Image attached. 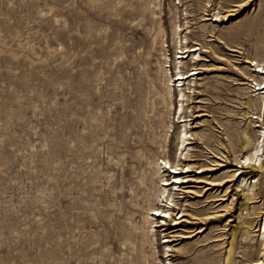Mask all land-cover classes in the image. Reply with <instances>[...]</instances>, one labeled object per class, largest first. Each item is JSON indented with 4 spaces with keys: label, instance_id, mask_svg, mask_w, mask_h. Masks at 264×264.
Instances as JSON below:
<instances>
[{
    "label": "rangeland",
    "instance_id": "obj_1",
    "mask_svg": "<svg viewBox=\"0 0 264 264\" xmlns=\"http://www.w3.org/2000/svg\"><path fill=\"white\" fill-rule=\"evenodd\" d=\"M186 45L202 56L186 59L198 75L179 119L163 69L175 73ZM254 62L264 65V0H0V264H226L232 240L229 264L264 261ZM184 120L194 168L152 231L149 177L160 184L161 158L189 163ZM258 143L247 200L239 161Z\"/></svg>",
    "mask_w": 264,
    "mask_h": 264
},
{
    "label": "bare ground",
    "instance_id": "obj_2",
    "mask_svg": "<svg viewBox=\"0 0 264 264\" xmlns=\"http://www.w3.org/2000/svg\"><path fill=\"white\" fill-rule=\"evenodd\" d=\"M180 32H181L180 26L179 25L175 26L173 29V36L181 44L183 41H182V38L180 36ZM179 39H180V41H179ZM184 39H185V42L188 40L187 35L184 36ZM176 44H178V43H176ZM179 48L183 49V51L180 53H177V54H181V55H177V57H176L177 61H175V63H174L175 64V67H174L175 73L172 74L173 71L171 72V69H172L171 67H170V69H163V70H164V78H165L164 82L166 85V89H165V93H164V100L166 102H171V100H173L172 97L175 96L173 94L175 91L173 92V88H172L173 85H171V83L172 82L176 83L177 84L176 86H178V91H177L176 96H178V99H179L178 100V102H179L178 113L180 114L179 119H181V118H184V111H185L184 101L186 100V102H187V99L189 98V95L186 93V90L187 89L191 90L190 85H191V83H193V80H191L190 78L198 75V73L194 72V70H193L194 73L190 74L191 70L189 72H185L183 70V68L185 69V66L187 67V65L189 64L188 62L190 59L188 60L187 58L192 56V58H191L192 61H194V60L198 61V60H200L202 55L200 54L199 58H196L195 55H196L197 51L196 50L193 51L192 47H188L187 45L184 48H182V46H180ZM165 58H167V57H165ZM186 59L188 60V62L186 61ZM255 66H257L256 72L263 75L262 82H256L255 83L257 90L261 91V90H264V65H260L259 62H256ZM167 67H168V65H167ZM175 77H177V78H175ZM194 80H197V77H195ZM186 83L188 85V88L185 90V88H183V87L186 85ZM258 94H261V93H258ZM257 99L258 100H256V101H254V99H252V100L254 102L259 103V106L262 110V108L264 107V92L261 95H259L257 97ZM255 119L257 120L258 118H255ZM182 122H184L183 129L179 130V133L177 134V139L179 141V146H180V148H178V150H179L180 156L184 157V161L185 160L189 161V163H187L184 166L183 165L181 166L180 163L182 161H180V163L177 164V162H175L176 164L172 165L171 162L167 159V157L161 158L162 159V160L160 159L161 161L156 162L157 169H155L156 172L154 175H155V177L158 176L157 178H159L160 184H158V185L155 184V180L153 179L154 176L151 174L153 178L152 177H149V178L152 179L150 181H152L153 185H155V188L154 189L152 188L153 189L152 195L149 196V198L147 199L149 201V203H148L149 204L148 205L149 214L147 216H149L151 218V220L147 217L146 223L149 224L150 229H152V231H155V227L157 226V225H155L156 224L155 220H158V218H156L155 216L159 215L160 216L159 219L161 220L162 223H167L168 220H164L165 217L170 218V219L173 218V213H174L173 209L175 207L178 208V205H179V203L177 202V200L175 199L174 196H175L176 192L181 190V188L183 187L182 185L185 182V178L188 177V176H183V174L190 172V170L192 168H194V166L192 165L193 163L191 164V162L189 160L190 159L189 156H191L190 153L192 150L190 147L191 146L190 140H191V136H193V133H191V130L190 131L187 130L188 129V121L184 120ZM242 136H243V141H242L243 145L245 147H248L251 143V139L249 136V124H247L245 126V128L242 130ZM261 143H262V141H261ZM261 143H258V145L254 144L255 147L253 146L254 148L252 149V151L250 150L251 153L249 152V155L247 154L248 156L246 155V157L243 160L239 161L240 164L243 163V166H242L243 170L244 169H252L254 171L255 170L259 171L260 169L263 168V157H262V153H261V151H262ZM166 148H167V145H166V147L162 146L163 151H161V152L166 154ZM185 169H187V172L184 171ZM243 170L239 171V173L237 174L238 175L237 177H239V185L238 186L243 188L242 190L244 192V199L251 200V199H253L254 190L256 188V183L258 182V179H257L256 175H254L252 173L250 174L251 170L250 171H247V170L243 171ZM167 171L169 172L170 176H173V177H171L172 182H169L170 180L166 178V175H164V174H167V173H164ZM203 173H204V171L201 172V174H203ZM200 178L201 177H197L195 181L201 183V181H199ZM193 180H192V182H195ZM150 181H147V183ZM187 181L189 182V180H187ZM241 193H242V191H241ZM241 206L239 207L240 217L242 216V207ZM238 223H240V222H238ZM177 224H179V223H176V225ZM236 229H238L237 226H235L234 230L231 233L233 237L235 236ZM263 233H264V231H263ZM154 237H155V234H152L151 236H149L152 247L154 246V244L152 243V239ZM248 237H249V232H247L243 238L246 239ZM166 242H170V241H166ZM232 246H233V240L230 242V246H229L230 249L228 250L226 264L231 263L230 261H231V254H232V249H231ZM166 247L170 248L171 246L167 245ZM255 264H264V261L262 259H259Z\"/></svg>",
    "mask_w": 264,
    "mask_h": 264
}]
</instances>
